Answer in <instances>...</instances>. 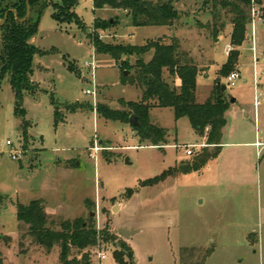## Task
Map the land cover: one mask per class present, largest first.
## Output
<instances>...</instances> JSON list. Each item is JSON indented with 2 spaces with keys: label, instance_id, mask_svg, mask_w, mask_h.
I'll return each mask as SVG.
<instances>
[{
  "label": "rangeland",
  "instance_id": "1",
  "mask_svg": "<svg viewBox=\"0 0 264 264\" xmlns=\"http://www.w3.org/2000/svg\"><path fill=\"white\" fill-rule=\"evenodd\" d=\"M225 1L173 0L178 19L170 29L133 27L126 12H93L92 0H77L74 13L82 30L74 24L59 26L51 5L41 12L38 32L29 41L43 53L34 56L29 76L35 95L22 96L30 122L25 142L9 75L0 80V234L10 237L1 247L3 264H59V247L48 252L37 246L27 226L16 221V204L38 199L54 225L80 218L107 234L109 239L100 236L89 250L92 264H116L112 254L122 252V246L132 253L133 264H180L179 252L187 248L211 249L204 264H264V0L261 5L251 1L245 42L231 70L241 78L232 87L219 75L225 51L232 48L233 15L222 5ZM96 19L110 24L95 30ZM170 30H178L185 43L181 49L198 69L196 103L210 97L216 79L226 88L224 146L199 171L171 173L144 187L143 181L192 159L185 147L206 141L186 118L175 120L169 108H153L149 116L150 123L167 133L162 147L144 146L132 126L100 118L98 104L118 110L121 99L137 102L141 93L122 84V72L128 76L125 68L135 64V57L115 62L96 55L93 42L98 38L110 46H142L168 37ZM248 35L252 39L246 41ZM1 37L2 32L0 57ZM86 89L92 94H84ZM52 96L63 118L57 126ZM75 103L80 104L75 113L63 109ZM251 142L261 145H244ZM20 150V160H12L9 154ZM121 229L137 233L125 240L118 235Z\"/></svg>",
  "mask_w": 264,
  "mask_h": 264
},
{
  "label": "trees",
  "instance_id": "2",
  "mask_svg": "<svg viewBox=\"0 0 264 264\" xmlns=\"http://www.w3.org/2000/svg\"><path fill=\"white\" fill-rule=\"evenodd\" d=\"M28 1V5H27ZM253 1L261 5L263 0H226L222 5L233 15L231 24L233 29L230 36L232 48L227 55L225 64L219 69V75L228 77L238 63L239 48L245 42L246 29L250 23V5ZM77 0H0V19L4 23L0 26L2 32V51L0 57V80L9 75L13 97H15L14 113L20 120L19 130L25 142L28 138L30 122L25 119L23 109V94L35 95L36 87L31 85L29 76L32 74V61L35 55L43 53L33 47L29 41L37 34L41 12L49 5L53 8L52 17L59 26L74 24L82 28L76 13ZM108 9L126 12L133 27H172L178 19V13L173 7V0H92L93 12ZM28 10V11H27ZM110 24V22H109ZM109 24L94 20L95 30L105 29ZM82 30V29H81ZM96 55H107L117 62L121 56L135 57V64L125 68L128 76L122 72V84L134 87L141 93L137 102L119 101L120 108L112 110L107 105L98 104L96 113L107 121L129 125V117L137 118V126L132 127L139 142L144 146H166L167 133L164 129L150 123V111L153 108L172 109L175 120L186 118L194 133L204 138L205 146L192 159L180 162L178 166L169 168L166 173L143 181L144 187H152L163 181L171 173L182 175L197 172L208 162L216 159L221 144L222 130L225 124V112L228 103L225 92L221 91L220 79H216L215 88L210 97L203 103H196V79L198 69L194 61L181 49V45L174 36L149 40L145 45H116L103 44L100 40L93 42ZM149 61L144 57L148 56ZM72 72V70L69 68ZM231 71V72H230ZM230 72V73H229ZM170 77L171 83L165 79ZM179 88L176 89L175 83ZM53 125L63 122L59 107L54 97ZM80 104L64 105L67 112L75 113ZM209 129L206 133V129ZM213 147L211 151L208 148ZM16 221L19 225L27 226V235L37 246L44 247L50 252L59 247V264H92L91 248L98 245L100 236L109 239L107 234L98 232L91 222H84L80 218L54 222L44 211L41 200L27 204H16ZM104 239V241H105ZM10 242L9 236L0 234V264H3L1 247ZM23 244L20 243V246ZM77 252L73 255L72 251ZM114 252L112 258L116 264H133L132 253L124 249ZM211 249L197 248L182 249L179 252L180 264H204L210 256Z\"/></svg>",
  "mask_w": 264,
  "mask_h": 264
},
{
  "label": "built area",
  "instance_id": "3",
  "mask_svg": "<svg viewBox=\"0 0 264 264\" xmlns=\"http://www.w3.org/2000/svg\"><path fill=\"white\" fill-rule=\"evenodd\" d=\"M225 52H226V55H228V53L230 52V49L227 48ZM86 67L89 68V69H91L92 72L95 69L94 66H93V64H89V63L86 64ZM240 78H241L240 77V74H238L237 71H232L231 74L226 78V83H227L228 86L232 87V86L235 85V82H237L238 80H240ZM84 94L91 95L92 92L90 90L86 89L84 91ZM6 145L11 146V143L9 141H7L6 142ZM256 145H261V144L257 143ZM204 146H205L204 144H201V145H199V144L189 145V146L185 147V155L187 157L193 156L197 152V150H201V148H203ZM98 151H99L98 148H95L94 149V152L95 153H97ZM21 154L22 153H21V150H20L19 152H11L9 154V156H10V158L12 160L18 161L21 158ZM100 258H102V260L105 259L104 257H100Z\"/></svg>",
  "mask_w": 264,
  "mask_h": 264
},
{
  "label": "crops",
  "instance_id": "4",
  "mask_svg": "<svg viewBox=\"0 0 264 264\" xmlns=\"http://www.w3.org/2000/svg\"><path fill=\"white\" fill-rule=\"evenodd\" d=\"M169 29L171 28V27H168ZM171 31V30H170ZM177 31L178 30H173V31H171V33L169 34V35H166V36H171V35H173L177 40H178V42L179 43H181V45H185V43H183V40H182V38H181V40L179 39V37H178V35H177ZM165 36H163L162 38H164ZM155 39H160V38H155ZM248 39H252V37H250L249 35L247 36V39H246V41L248 40ZM244 44V43H243ZM243 46V45H242ZM242 46L239 48V50H241V48H242ZM240 52V51H239ZM224 58H226V54H224ZM226 60H227V58H226ZM225 64V63H224ZM259 67V60L258 59H256V61H254V71H255V69L256 68H258ZM254 74H257V73H254ZM255 78H256V75H255ZM83 79V78H82ZM244 82H245V80H244ZM255 106V105H254ZM245 115V117H247V114H244ZM223 136H224V129L222 130V136H221V139H223ZM200 139L202 140H204V138H201L200 137ZM256 142H254V143H250V144H244V145H251V146H253L254 145V147H257L256 146ZM222 146H224V143H222V141H221V144L219 145V148L220 147H222ZM225 184V183H224ZM222 186H226V185H222ZM222 188V187H221Z\"/></svg>",
  "mask_w": 264,
  "mask_h": 264
},
{
  "label": "water",
  "instance_id": "5",
  "mask_svg": "<svg viewBox=\"0 0 264 264\" xmlns=\"http://www.w3.org/2000/svg\"><path fill=\"white\" fill-rule=\"evenodd\" d=\"M27 5H28V1H27ZM28 11V10H27ZM5 20V18L1 21L3 22ZM0 22V24H1ZM127 72H124L123 75L126 76ZM225 86L222 85L221 86V91L225 92ZM234 102V99L232 98V100L230 101V103ZM138 122H137V118L135 116H130L129 117V125L132 126V127H135L137 126ZM137 232L135 231H127V230H124V229H121L118 231V235L119 237L125 239V240H128L130 239L132 236H134Z\"/></svg>",
  "mask_w": 264,
  "mask_h": 264
}]
</instances>
